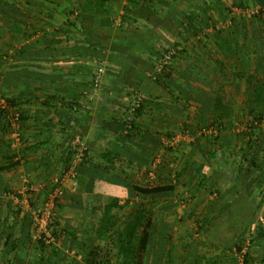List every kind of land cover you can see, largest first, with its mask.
<instances>
[{"label": "crops", "instance_id": "obj_1", "mask_svg": "<svg viewBox=\"0 0 264 264\" xmlns=\"http://www.w3.org/2000/svg\"><path fill=\"white\" fill-rule=\"evenodd\" d=\"M242 1L246 6L264 4V0ZM193 3L196 8L190 10L189 4ZM228 3L131 0L123 6V0H0V85L9 83L2 90L8 98L19 102L25 115V144L14 151L18 165L10 166L9 159L0 153L1 259L4 257L7 262L11 259L16 264H87L81 255H72L80 249L77 246L91 243L106 249V243H99L92 234L93 227H99L98 221L92 223L82 210V196L93 194L91 187L84 188L85 176L81 175L83 182L78 191L67 193L58 204L57 227L65 231L52 248L32 243L31 216L15 210V202L9 197L10 190L17 194L27 181L37 188L32 203L41 204L47 193L45 184L64 173L72 150L70 141L72 147L78 132L86 140L88 158L104 166L110 165L113 154L120 157L127 149L151 161L159 133L190 130L195 127L192 122L195 116L212 124L218 99L226 101L233 113L232 123L238 127L250 105L264 91V14L255 21L231 22L225 11ZM187 18L193 23L189 32L176 22ZM194 31L207 38L190 37ZM83 35L89 37L85 38L88 44L83 43ZM174 42L184 49L171 67L173 85L171 92L169 89L167 92L149 79L154 65H150L148 52ZM97 47L111 50L113 70L104 76L95 95L90 74L95 64L91 53L98 51ZM24 51V55L16 56ZM135 88L146 93L144 107L138 135L126 138L118 117L130 103L129 90ZM176 98L180 100L179 106ZM239 99L246 102L243 111L238 108ZM69 102L74 103L73 113L67 110ZM185 105V109L181 107ZM193 105L199 109L195 110ZM225 137L232 145L239 144L233 135ZM134 146L146 148L148 153L134 152ZM182 157L176 164L177 172L184 166ZM121 160H115L116 171L126 170L125 176L129 178L135 173L140 176L142 170L137 162L127 164L126 159ZM145 170L154 178L153 169L150 171L146 166ZM255 180V176L248 178L247 185ZM129 205L124 199L119 200L124 210H131L135 203ZM125 223L119 221L120 231ZM170 223V220L152 222L140 264H163ZM159 226L165 230L159 231ZM84 232L88 236H83ZM107 237L113 240L109 232ZM15 246H22L20 255L11 253L18 248ZM149 254L152 256L148 257Z\"/></svg>", "mask_w": 264, "mask_h": 264}, {"label": "rangeland", "instance_id": "obj_2", "mask_svg": "<svg viewBox=\"0 0 264 264\" xmlns=\"http://www.w3.org/2000/svg\"><path fill=\"white\" fill-rule=\"evenodd\" d=\"M129 1L131 0H128V2ZM226 1H228L229 3L228 5L225 6V11L227 12V17L231 22L235 21L236 19H238L236 21H242V22H247V20L255 21L258 17L260 18V16H262L263 14L260 13L259 15L252 17H246L243 15L235 16L236 9L253 8L256 6H246L242 3L243 2L242 0H226ZM128 2L126 3L124 2L125 4L123 6L127 5ZM194 3L189 4L190 10H192L193 7L196 8V5ZM257 6H261V5H257ZM123 11L125 12V9ZM176 22L178 24H181L182 25L181 27L184 26L183 30L185 29L186 30L185 32H189L193 30V25H192L193 23L189 21L188 18L186 19V21L176 19ZM131 25L135 26L137 24L135 22V25L134 24ZM212 26L214 25L212 24L211 27ZM195 33L196 31L190 33V37L200 36L202 40L207 38V35L203 33H197V34ZM219 33H221L220 30L218 31V34ZM81 37L84 38L83 43L88 44V42H86L85 39L86 36L83 35ZM32 38H34V36H32ZM34 40L35 42H37L36 36ZM191 43L194 44L193 39L191 40ZM96 49H98V47ZM183 49H184L183 46L179 42L176 43L174 42V44L171 45L165 43L164 46H160L159 48L157 47L153 48L151 49V52L150 51L148 52V56H151L152 59V63H150V65L152 66L154 65L152 68L153 70L149 71L150 72L149 79L151 80V82H153V84H159L160 86H162V88L166 90L169 89V92H171L170 87H172L173 85L172 80H170V77L173 76V74L171 73L172 70L171 67H173V64L176 61L175 59L179 57ZM171 51H174L175 55L172 57L170 64L164 65L162 71L159 73L158 68L162 64V60L164 59L165 54ZM110 53L111 50L109 51L106 48L99 47L97 51V54L100 55L99 58L93 57L94 60H92L95 64L91 68V74H90L91 82L95 77L96 71L99 70L100 68L104 70L103 77H101V83H103L104 76L110 70H113L112 63L110 62V59L112 58V53H111V57H110ZM3 87H4L3 85L2 86L0 85V90H2ZM100 87L97 89H93V86L91 87L94 94L99 93ZM136 90H138V88L129 90L130 98H132V95ZM141 91L145 96L146 93L142 89ZM178 99L179 98H176L175 100L176 106H179L181 104L180 100ZM187 101L189 102V100H186L185 104H187ZM240 101H241V105L240 107L238 106V108L243 111L244 109L247 108V105L246 102H244L243 100ZM181 107L185 109V107L187 106L185 105L184 107L183 106ZM193 107L195 106L193 105ZM251 108L252 107L250 105L249 111L251 110ZM198 109L199 107L196 106L195 110ZM245 118L247 117H245L244 114L243 119H241V123L237 124L238 126V127L236 126L237 128L234 127V124L232 122H230V124H232L233 127L229 126V123L226 122L225 124L226 127L224 126L226 130L223 131V129L222 130L220 129V131H223V137H222L219 135L220 132L217 130L218 127L214 122H212V124H209L208 121L202 122L199 120L198 116H195L192 119V122H195L194 123L195 127H193L190 130H182L180 132H173L170 134L167 132L164 134L161 133L158 134V138L156 139L158 141V144L156 146V150L152 152L153 155L150 161L151 163L150 165L147 164L143 167H140L142 171L139 177L136 176L138 175V173L137 174L135 173V176H133L134 174L133 175L131 174L132 178L131 177L129 178V176L126 177L127 176V175L125 176L126 170L122 172L121 170H119V168L117 169V172L118 171L121 172H118V175L121 178H124L126 180L128 179V181L134 182L138 185H141L142 187L144 186L146 188H154L160 186L159 183L161 182L159 180L160 179L159 174H157L158 176L156 175V169L158 170L157 167L165 163V161H167L168 163L170 162L169 166L171 167V169H173L171 173H169V171L166 170V177L167 179L174 181L175 170L177 168L176 164L181 159V156H183L182 159H184L182 166L183 165L185 166V164L188 163L187 157L190 156L189 154L190 152L191 155L195 153L193 156V161H197V162H200L201 159L204 158L202 154L207 153L209 155V161H206L205 159L203 160L208 164L209 171L211 172L212 175H216V173L214 172H218L216 178H218L219 181L221 182V185L218 187L219 190H222L221 188H224L225 190H229L236 179V172L238 171V169H236L235 166L236 165L238 166V164L242 162L240 158H237L240 156L239 147L240 146L242 147L247 143L248 137L245 139L241 137V139H239L240 145H236L235 143H233L232 145L228 143L227 146L225 147H228V149H231V151H227L228 150L227 149L225 150L226 152L225 154L223 153L224 147H222V145L220 144L222 143L223 138H226L225 136L227 134L228 135H234L236 133L240 134L244 132V130L248 129L249 127L248 120L251 121L252 117L250 116L249 119H245ZM260 128L262 129L261 130L256 129V133L254 134V143L256 144V148H259V146L261 145L260 143L264 142V123H263V127L260 126ZM0 131H1V127H0ZM76 135H78V137L81 138L82 141L84 142L86 141L84 136L81 135L79 132L78 134H75V136ZM175 139L177 141H175ZM202 139H210L214 143L211 142L208 145L206 141ZM173 140L174 142H176L174 144L175 146H172ZM69 148L70 150L72 148L71 141ZM71 151L73 152V149ZM0 153L1 155H3V157L7 159H10L12 155L11 150L8 149V146L5 142H2L0 145ZM211 153L214 155L212 156ZM70 154L72 153L69 152L68 157L70 156ZM154 160L155 163L153 164ZM146 166L147 168L148 167L150 168V171L153 169L152 172L154 178L150 177V175L148 176L146 175V170L144 171V168ZM126 169L127 172L132 173V171L128 170V168ZM184 176L185 178L181 183L172 182L173 184L176 185H175V190L171 196L157 195L151 198L136 197L137 199L133 198L132 200L129 201V203L137 204L138 202V205L148 206L150 210L153 212L152 216L155 219V221L170 220L171 225L167 227L168 238L166 240V246H165L166 249L168 250L166 251L167 256H165L166 259L163 260L164 261L163 264H213L215 263V261H217L218 264H244V255L247 254L248 252L251 253L253 256V262H251L250 264H264V238L258 236V234L256 233L257 228L254 227L252 229L246 228L244 235L240 236L239 238H235V239L233 238L230 242L227 243L226 246L222 245L218 247H213L210 245V243L207 242L206 240L207 231L206 232L202 231L200 229V224L204 222L205 218L211 219V218H215L216 215L218 216L221 210L220 206H222V204L219 207H217V209H213L210 206L218 197L217 194L219 191L215 187L208 189L204 186V181L202 180V175L197 165L194 167V169H190L187 175L184 173ZM164 179L165 177L161 178V180ZM81 182L83 181L80 176L79 187ZM242 183L244 184L243 188L247 190V192H242L241 190L242 193H240L238 190V193H240V195L236 196L235 200L237 199L240 200L239 198L245 197L250 202L253 203L256 209H258V206H260V210L258 211L257 215L259 219L261 218L264 221V188H263L264 185L257 183V181L247 185L244 182V179H242ZM83 184L85 185L84 188H90V181H88L87 179L85 183L83 182ZM9 193L11 194L13 193V191L10 190ZM241 194H243V196H241ZM94 196L95 195L85 193L82 196L81 203H82V210L88 214V217L91 218L92 223L95 222L97 223L98 221L97 224L99 225V227L98 228L93 227L92 231L94 233L92 232V234H94L95 237L97 236L96 238H98L99 243H101L100 241L106 243L105 244L106 249L109 252L110 261L108 260V258L102 259L103 256H101V258L98 257V260L99 261L103 260L102 264H124L125 257L120 252L121 231L118 228V223L119 221H123V220L127 222L126 220H129V218L133 217L135 212L132 211V209L124 210L123 208H121V206H118V208L115 207L112 211H108L106 210V208L110 204L112 197H105L103 195H99V197L98 196L94 197ZM129 203H127L128 207H130ZM93 204H95V206H91ZM124 214H126V216ZM112 227L115 228L114 229L115 231L112 230ZM58 228L61 231L60 232L61 234L64 233L63 231L65 230H63L61 227ZM262 228L264 229V223ZM158 230L162 231L165 230V228L159 226ZM108 232L110 235H112L114 241L110 240V238L107 237ZM32 233L33 232H31L30 237L32 236ZM83 236H88V235L86 232H84ZM31 241L32 243L34 242L32 240V237H31ZM35 244H38L39 246L45 248L53 247V246L47 247L38 242H34V245ZM21 247L14 248L11 251V253L12 254L17 253L18 255H20V251L21 249H23ZM77 248L80 249L77 250V253L74 251L72 255L73 256L81 255L83 259H87L88 252L93 248L98 249L101 255L106 250L103 247L94 246L91 243L89 245L82 244L81 246H77ZM1 253H3V251L0 249V264H16L14 262L12 263L11 259H8V262L4 261V257L1 259ZM150 256H152V254H149L148 257Z\"/></svg>", "mask_w": 264, "mask_h": 264}, {"label": "trees", "instance_id": "obj_3", "mask_svg": "<svg viewBox=\"0 0 264 264\" xmlns=\"http://www.w3.org/2000/svg\"><path fill=\"white\" fill-rule=\"evenodd\" d=\"M264 14V12H262ZM261 13V14H262ZM184 27V26H183ZM89 38V37H86ZM90 41V39H89ZM25 51L21 53H16V56L18 55H24ZM93 57H98L99 54H97V51H93L91 53ZM34 74V73H33ZM26 83V87H29V83ZM4 87L8 86L9 83L4 82L2 84ZM16 86H21L20 83H16ZM32 85V84H31ZM36 85V84H35ZM92 87V86H91ZM261 88V87H260ZM138 91L142 92L141 89ZM261 91V90H260ZM1 94L7 98L10 104L13 106H16L18 108H21L19 102L15 101L14 99L8 98L3 92V90H0ZM143 93V92H142ZM74 104V103H73ZM71 102L68 103L67 110L69 112L73 113V108L75 107ZM76 105V103H75ZM128 107V106H127ZM144 107V102L141 106V108L138 109L137 113L134 115V118L132 120V129L128 134H125L126 138H135L136 135H138V123L139 119L142 116V110ZM128 108L125 109V111L118 117L119 122L122 124V126L125 129L126 122L124 118L126 117V111ZM21 110V118H20V125H21V132L25 137V115ZM76 110V109H75ZM216 110V118L214 119V123L218 127L217 130L220 132L219 135L223 137V131L226 130L223 124L225 121H233V113L231 109L229 108L228 104L225 100H216L215 105ZM258 110V111H256ZM257 114V115H256ZM252 117L251 121L249 122V127L247 130H244V132L240 134H234L233 140L237 141L239 143V139L243 137L244 139L247 138V143L244 146L239 147L240 156L237 158H240L242 160L241 163L236 165L235 168L238 169L236 172V179L231 186L229 190H225L224 188H221L222 190H219V186L221 185V182L219 181L217 177L218 172L216 175H212L209 171L208 164L203 160L209 161V155L207 153L202 154L203 159H201L200 162L193 161V155H191V152L189 153L190 156H188V163L185 164V166L182 168L183 170L177 172L175 174L174 181L167 179L166 177V170L169 171V173L172 172L173 169L169 166V163L165 161L162 165L158 166V170L156 169V175L159 174V180L161 181L159 183L160 186L154 187V188H146L142 187L141 185H138L134 182L128 181V179L121 178L118 175V172L115 168V160L116 159H126L127 164H131L134 161L137 162L139 167H143L145 165H150V161L148 159L141 158L140 155L137 153L133 154L129 149L126 150V152H123L120 157L115 156L113 154V157H110L111 163L110 165H104L101 166L97 163L92 162L91 158H88L89 156L86 155V158L84 161L78 166L77 170L79 173V176L83 175L86 177L88 181H90V187L91 191L90 193L103 195L105 197H112V200L110 204L107 206L106 210L112 211L115 207L118 208V203L120 199H124L127 203H129L130 200L133 198H151L155 197L157 195H168L171 196L175 190V185L172 182H182L185 178L184 173L187 175L190 169H194V167L197 165L201 175L202 180L204 181V186L208 189H211L212 187H215L218 189V197L216 200L212 203L210 206L213 209H217L221 204L223 206L221 207V210L216 215L215 218H205L204 222L200 224V229L202 231H207L206 234V240L208 243H210L213 247H218L222 245H227L228 242H230L233 238H239L240 236L244 235V232L246 231V228H257V234L258 236H261L264 238V229L263 223L264 221L258 217V211L260 210V206H258V209H256L252 202H250L247 198H239L240 200H235L236 196H239L242 192H247L243 188L244 184L242 183V179H244V182L247 184V179L252 178L253 176L256 177L255 182L260 184H264V142L260 143L259 148H256V144L254 143V134L256 133V129H262L260 126L263 127L264 123V91H261V93L258 95V98L254 100V103L252 105L251 110L247 113L245 119H249V117ZM205 121V120H204ZM0 145L2 142H5L8 146V149L11 150L12 155L9 159L10 166H17V161H15L16 153L10 149L9 145V137H10V128L8 123L5 121L2 112H0ZM229 126H232V124H229ZM220 129L223 131H220ZM3 130V131H2ZM260 133V132H259ZM205 140L206 143L209 145L212 141L210 139H202ZM231 140L223 138V141L220 145L224 147L223 153L225 154V150L228 149L227 144ZM214 143V142H212ZM232 144V142L230 143ZM240 145V143L238 144ZM221 147V146H220ZM258 147V146H257ZM255 148V149H254ZM133 151L136 152L138 150V153H141L142 155H145L148 153L146 148L136 147L134 146ZM209 151V150H208ZM227 151H231V149H228ZM73 154L72 151H69ZM211 152V151H210ZM193 153V152H192ZM69 156L68 162L69 163L71 159V155ZM212 154V153H211ZM210 154V155H211ZM214 154H212L213 156ZM3 156V155H2ZM118 161V160H117ZM122 161V160H121ZM200 165V166H199ZM165 168V170H164ZM167 171V172H168ZM146 175H149V172H146ZM158 176V175H157ZM163 176V177H162ZM164 180H161V178H164ZM170 178V177H169ZM201 180V181H202ZM264 188V187H263ZM238 190L240 193H238ZM242 190V192H241ZM248 194V193H247ZM243 196V194H241ZM99 197V196H98ZM247 197V196H246ZM136 198V199H137ZM235 201V202H234ZM132 211L135 212L134 216L129 218L123 228L121 229V239H120V252L125 257V263L124 264H140L139 258L142 252L144 253L147 247V240L149 238V228L152 224V222L155 221L153 218V212L150 210L148 206L138 205L135 204L133 206ZM57 226V221H56ZM256 226V227H255ZM115 228L112 227V230ZM30 230V229H29ZM87 256V263L91 262H97L99 264H102L103 260L99 261L98 257L102 259L109 258V252L106 249L103 254H100V251L98 249H92L88 252ZM253 262V256L251 253H247L244 255V264H250ZM213 264H218L217 261Z\"/></svg>", "mask_w": 264, "mask_h": 264}, {"label": "built area", "instance_id": "obj_4", "mask_svg": "<svg viewBox=\"0 0 264 264\" xmlns=\"http://www.w3.org/2000/svg\"><path fill=\"white\" fill-rule=\"evenodd\" d=\"M123 1L125 3L128 2V0ZM236 12L238 15L246 17L257 16L264 12V4L253 8L236 9ZM174 55V51L165 54L162 64L158 68L159 73L162 71L164 65L170 64ZM103 72L104 70L101 68L96 71L95 77L92 81L93 89L100 87ZM144 100V94L138 90L132 95L131 101L127 107L126 117L124 118L126 122L124 131L126 134L131 131L134 115L137 113L138 109L141 108ZM0 112H2L11 131L8 140L10 148L17 152L21 150L25 144V137L21 132L20 125L21 110L10 104L7 98H5L0 92ZM175 141L177 140L175 139ZM175 143L176 142L173 140L172 146H175ZM72 149L73 154L71 155V159L67 164L64 173L60 176L54 177L49 183L45 184L47 193L41 204L34 205L32 203L33 194L37 191V188L33 185H29L27 181L23 190L17 191V194H9V197L15 202L16 210L30 214L33 229L31 236L32 240L47 247L54 246L57 243L58 236L61 234V231L56 226L57 207L59 202L67 193H76L79 189L80 176L77 168L86 158L88 146L86 142L76 136L72 144ZM87 264L99 263L91 262Z\"/></svg>", "mask_w": 264, "mask_h": 264}]
</instances>
